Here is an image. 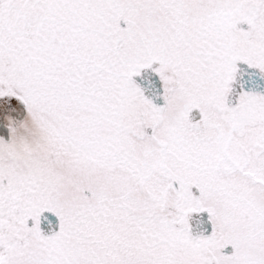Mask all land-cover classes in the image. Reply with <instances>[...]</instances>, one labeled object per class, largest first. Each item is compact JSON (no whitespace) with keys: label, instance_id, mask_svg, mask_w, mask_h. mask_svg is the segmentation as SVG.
<instances>
[{"label":"snow or ice","instance_id":"1","mask_svg":"<svg viewBox=\"0 0 264 264\" xmlns=\"http://www.w3.org/2000/svg\"><path fill=\"white\" fill-rule=\"evenodd\" d=\"M0 264H264V0H0Z\"/></svg>","mask_w":264,"mask_h":264}]
</instances>
